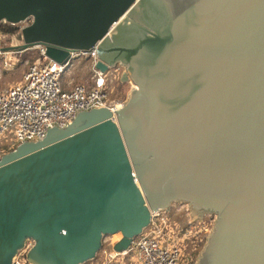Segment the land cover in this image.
<instances>
[{
    "label": "water",
    "instance_id": "1",
    "mask_svg": "<svg viewBox=\"0 0 264 264\" xmlns=\"http://www.w3.org/2000/svg\"><path fill=\"white\" fill-rule=\"evenodd\" d=\"M27 20L1 52L95 49L136 86L0 156V264L28 240L34 264L124 252L176 203L216 216L196 264H264V0H0Z\"/></svg>",
    "mask_w": 264,
    "mask_h": 264
},
{
    "label": "built area",
    "instance_id": "2",
    "mask_svg": "<svg viewBox=\"0 0 264 264\" xmlns=\"http://www.w3.org/2000/svg\"><path fill=\"white\" fill-rule=\"evenodd\" d=\"M41 48L40 57L28 66L23 79L0 90V137L6 142L13 140V146L45 139L51 128L68 127L83 111L103 107L113 111L119 109V104L110 97L112 69L103 72L95 68L98 60L95 49L90 53L70 51L67 60L59 62L46 54V46L41 45ZM80 56L93 59L91 82L71 85L70 81L73 87L64 89L62 76ZM149 227L151 231L146 228L134 239L131 247L124 251L125 254L135 247L141 264H183L185 259L182 247L161 241L158 237L161 228L153 221ZM31 248L32 245H26L20 250L14 258V264H34L27 257ZM124 252L113 250L109 257L114 258Z\"/></svg>",
    "mask_w": 264,
    "mask_h": 264
},
{
    "label": "rangeland",
    "instance_id": "3",
    "mask_svg": "<svg viewBox=\"0 0 264 264\" xmlns=\"http://www.w3.org/2000/svg\"><path fill=\"white\" fill-rule=\"evenodd\" d=\"M31 20L18 24L2 22L0 24V44L1 46H12L23 44L22 29L29 25ZM41 45H37L22 52H8L0 54V90L6 89L10 85L20 82L23 79L28 66L36 61L41 55ZM93 59L89 56H80L76 58L74 66L62 76V85L64 89H71V85L91 82L93 68ZM126 66L118 63L112 69L113 83L111 85V100L116 104H124L129 99L130 91L135 88L134 81L131 78L125 80L122 78ZM13 140L5 141L0 137V156L7 154L17 148L20 144L12 145ZM13 146V147H12ZM193 215L189 210V205L176 203L169 212H162L154 215L153 222L161 232L158 237L161 241H169L182 247L184 252L183 264H196L201 249L204 247L207 237L213 230L215 215H206L204 217L192 220ZM151 231V228H147ZM122 238L120 233L109 234L104 237L103 246L97 257L84 264H141L138 249L133 248L128 253L109 257L110 252L114 250V245ZM137 238V237H136ZM201 243V246H200ZM199 244V246H198ZM27 247L34 245L33 240L26 242ZM25 245V246H26ZM24 246V247H25ZM196 247L200 248L199 253L194 257ZM193 252V256L191 255ZM187 259V260H186Z\"/></svg>",
    "mask_w": 264,
    "mask_h": 264
},
{
    "label": "trees",
    "instance_id": "4",
    "mask_svg": "<svg viewBox=\"0 0 264 264\" xmlns=\"http://www.w3.org/2000/svg\"><path fill=\"white\" fill-rule=\"evenodd\" d=\"M198 246H199V244H198ZM200 246H201V243H200ZM199 249H200V248L196 247V250H197V251L194 252V257H196L197 254L199 253ZM191 253H192L191 255L193 256V252H191Z\"/></svg>",
    "mask_w": 264,
    "mask_h": 264
},
{
    "label": "bare ground",
    "instance_id": "5",
    "mask_svg": "<svg viewBox=\"0 0 264 264\" xmlns=\"http://www.w3.org/2000/svg\"><path fill=\"white\" fill-rule=\"evenodd\" d=\"M73 50V49H72ZM72 50H70V51H72ZM74 52L76 51V50H73ZM130 78V77H129ZM135 85V84H134ZM118 107H119V109L120 108H122L123 107V104H121V103H119V105H118ZM29 241V240H28ZM26 245V244H25Z\"/></svg>",
    "mask_w": 264,
    "mask_h": 264
}]
</instances>
